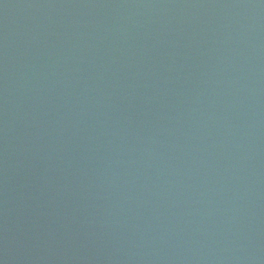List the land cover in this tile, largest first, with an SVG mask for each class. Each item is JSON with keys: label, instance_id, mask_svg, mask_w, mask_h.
<instances>
[{"label": "water", "instance_id": "obj_1", "mask_svg": "<svg viewBox=\"0 0 264 264\" xmlns=\"http://www.w3.org/2000/svg\"><path fill=\"white\" fill-rule=\"evenodd\" d=\"M0 264H264V0H0Z\"/></svg>", "mask_w": 264, "mask_h": 264}]
</instances>
